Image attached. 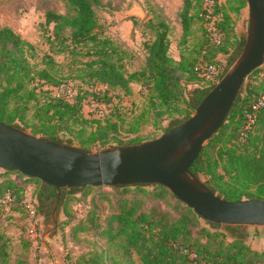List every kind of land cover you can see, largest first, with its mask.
<instances>
[{
	"label": "trees",
	"instance_id": "16d2710c",
	"mask_svg": "<svg viewBox=\"0 0 264 264\" xmlns=\"http://www.w3.org/2000/svg\"><path fill=\"white\" fill-rule=\"evenodd\" d=\"M207 1L183 0L179 13L183 28L179 60L169 54L170 24L161 16L150 18L147 23L153 38L145 43L146 63L142 69L133 72L126 68V49L103 29L99 15L101 0H64L68 13L46 12L44 27L47 33L42 37L49 52L40 63L32 61L39 57L33 43L11 27L0 26V120L27 132L30 129L33 135L70 145L77 143L75 146L84 149L95 145L104 149L141 143L157 137L124 142L120 138V123L112 120L118 103H114V96L108 91L114 89L130 94L132 82L147 81L151 84V91L144 113L152 114L155 126H159L164 116L172 117L167 126H159L163 135L188 119L215 86L201 76L202 68L210 65L222 67L221 79L245 45V36L228 42V35L234 28L226 7L229 5L230 11L240 12L248 5V0H227V6L220 0H212L213 16H219L215 24L222 36L220 42L213 40L206 25L203 39L192 48L184 47L195 20H201L203 25L209 22L206 18ZM63 54L72 56L77 67L78 73L69 78L71 81L107 86L104 94H94L102 103H113L111 112L103 119L86 116L84 108L90 93L88 90L78 93L72 102L53 94L52 86L69 82L63 78L55 58V55ZM191 85L195 86L189 89ZM263 94L264 64L246 77L226 121L191 166V171L207 187L226 200H264V105L258 106ZM181 112L185 113L184 116L176 118ZM4 171L1 174L4 178L0 181V206L13 205L23 197L21 208L34 216L41 213L52 220L57 188L18 171ZM10 173H18L40 184L34 212L25 199L26 188L7 178ZM91 187L63 188L57 215L66 207L68 196ZM114 187L123 192L130 188L143 190L152 187L148 191L150 199L156 204L165 201L172 206V210L156 204L143 207L142 199L136 195H122L117 200L116 212L99 235L111 245L122 248L124 256L134 251L142 264H264V249H255L248 241V225L209 222L161 184ZM91 219V226H96L95 216ZM116 239L122 241L116 242ZM10 256L7 239L0 233V264H10ZM109 260L119 264L118 258L110 255L108 249L94 257L95 264H108ZM16 262L27 264L24 258H18Z\"/></svg>",
	"mask_w": 264,
	"mask_h": 264
},
{
	"label": "rangeland",
	"instance_id": "374dc122",
	"mask_svg": "<svg viewBox=\"0 0 264 264\" xmlns=\"http://www.w3.org/2000/svg\"><path fill=\"white\" fill-rule=\"evenodd\" d=\"M220 1L227 6V0ZM101 3L102 6L99 8L101 24L106 34L128 52L125 60L128 71L140 70L145 65L147 57L145 43L153 38V32L148 28L147 21L150 18L156 19L157 16H161L170 24L169 54L176 60L180 59L183 28L179 13L183 0H101ZM213 5L212 0H208L205 4L207 9L211 6V11L214 13ZM226 9L231 14L234 28L228 35L230 36L228 42H233L241 36L246 37L249 25L248 5L240 12L230 11L229 5ZM49 10L64 14L69 12L64 0H0V26L11 27L35 45L39 57L32 60L34 63H40L41 58L49 52V46L42 37L47 33L44 24L46 12ZM213 17L215 21L219 18L217 15ZM206 25L207 22L203 25L201 20H195L192 33L187 36V44L184 47L192 48L193 45L198 44L203 39V27ZM228 37L226 35L227 39ZM55 58L63 78L69 81L65 87L66 92L69 94H78L84 90L90 92L85 99L84 112L88 118L93 119L90 100L96 92L104 94L108 90L107 86L84 85L79 80L71 81L69 78L78 73L72 56L63 54L55 55ZM220 59L222 60L223 57ZM194 86H189V89ZM131 90L130 94L114 89L108 91L109 95L114 96V103H118L112 120H118L120 123V138L124 142H129L161 136L163 131L159 126H167L172 117L164 116L159 126H155L152 114L144 113L151 84L147 81L132 82ZM112 106L113 103L106 105L100 103L99 108H102L107 115L111 112ZM184 114L181 112L176 118H181ZM131 129L138 131L132 132ZM91 150L101 149L95 145ZM4 172V169H0V181L4 178L1 176ZM6 177L14 180L18 186L26 188L25 199L28 205L35 207L40 184L25 176H19L18 173H10ZM151 189L152 187L143 190L130 188L127 192H123L122 189L112 186H93L68 196L66 207L58 215L56 213V221L53 217L52 220L45 218L41 213L34 216L29 211H25L20 207L23 197L13 205L0 206V233L7 239L11 255L10 264H16L18 258L26 259L27 264H95L94 257L100 255L104 249H108L110 255L117 257L119 264L132 262L142 264L136 252L124 256L122 248L111 245L106 239L101 238L99 233L107 227L108 219L116 212V202L122 195H136L142 199L143 207L155 205L156 202L149 197L148 191ZM156 205L172 210V206L167 205L165 201H158ZM93 216L96 226H91ZM249 231L250 245L255 249L263 250L264 226H249ZM119 241L122 240L116 239V242ZM107 263L115 264L112 260Z\"/></svg>",
	"mask_w": 264,
	"mask_h": 264
},
{
	"label": "water",
	"instance_id": "95a60500",
	"mask_svg": "<svg viewBox=\"0 0 264 264\" xmlns=\"http://www.w3.org/2000/svg\"><path fill=\"white\" fill-rule=\"evenodd\" d=\"M245 45L195 113L160 137L98 151L36 136L0 120V167L63 188L161 184L203 219L264 226V200L229 201L191 171L206 143L226 121L246 77L264 64V0H248Z\"/></svg>",
	"mask_w": 264,
	"mask_h": 264
},
{
	"label": "built area",
	"instance_id": "2783aa9c",
	"mask_svg": "<svg viewBox=\"0 0 264 264\" xmlns=\"http://www.w3.org/2000/svg\"><path fill=\"white\" fill-rule=\"evenodd\" d=\"M206 18L209 20V22H207V27L209 29V32L211 33V36L213 37V40L217 43L220 42L222 36L218 31V28L215 24V20H213L214 17H213V11H211V6H209V8L207 9ZM222 72H223L222 67H219L217 65H210L202 68L201 76L206 77L211 85H216L220 81V75ZM68 83L69 82L63 83L59 86H52L51 89L53 90V94L55 96L63 97L67 101L72 102L77 94L76 93L69 94L68 92H66L65 87ZM90 101L93 109L92 111L93 118L103 119L106 116V113L103 112L102 108L99 107H100V103L102 105H106V103H102L98 101L94 94ZM263 105H264V94L262 95L258 103V106L260 107ZM30 209L32 212H34L35 208L31 206Z\"/></svg>",
	"mask_w": 264,
	"mask_h": 264
}]
</instances>
